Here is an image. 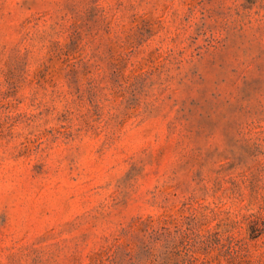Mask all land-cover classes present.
Listing matches in <instances>:
<instances>
[{"label": "rangeland", "instance_id": "374dc122", "mask_svg": "<svg viewBox=\"0 0 264 264\" xmlns=\"http://www.w3.org/2000/svg\"><path fill=\"white\" fill-rule=\"evenodd\" d=\"M0 264H264V0H0Z\"/></svg>", "mask_w": 264, "mask_h": 264}]
</instances>
